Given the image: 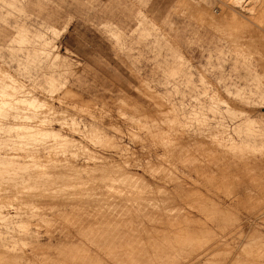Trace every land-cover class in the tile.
I'll use <instances>...</instances> for the list:
<instances>
[{
	"label": "rangeland",
	"instance_id": "374dc122",
	"mask_svg": "<svg viewBox=\"0 0 264 264\" xmlns=\"http://www.w3.org/2000/svg\"><path fill=\"white\" fill-rule=\"evenodd\" d=\"M164 1L170 12L152 13L158 0H0V206L24 216L4 222L20 223L13 242L0 224L3 264L70 261L56 248L76 244L93 250L81 264H150L157 250L169 264H264L263 238H248L264 236V81L251 72H264V0L239 23L229 0ZM12 79L64 124L18 109ZM119 233L143 251L103 253Z\"/></svg>",
	"mask_w": 264,
	"mask_h": 264
},
{
	"label": "bare ground",
	"instance_id": "6f19581e",
	"mask_svg": "<svg viewBox=\"0 0 264 264\" xmlns=\"http://www.w3.org/2000/svg\"><path fill=\"white\" fill-rule=\"evenodd\" d=\"M158 1H160V4H159V6H157L156 5V2H155V4H154V7H150V9H151V12L153 13V12H158V13H160L159 11H161L162 9H164L166 12L168 11V12H170L169 11V9L171 8L167 3H164V2H166V1H161V0H158ZM220 1H222V0H220ZM247 1L248 0H229V4H228V8H229V12L231 11V15H230V17H232L233 18V21H235L234 23H239L240 21H242V16H245V13H246V11H247V9H246V7H247ZM252 1H255L254 3H256L257 4V1H260V0H251L250 1V4L252 3ZM249 2V1H248ZM246 4V5H245ZM254 5V4H253ZM1 9V8H0ZM14 9V8H13ZM256 9V8H255ZM249 10V9H248ZM14 11V10H13ZM215 11V10H214ZM253 11V10H252ZM216 12V11H215ZM225 12V11H224ZM147 13V12H146ZM3 14V13H2ZM140 14V13H139ZM142 14V13H141ZM149 14V13H148ZM4 15V14H3ZM203 17V16H202ZM218 17V16H217ZM232 21V22H233ZM143 22H144V20H143ZM152 22H153V20H152ZM142 23V22H141ZM151 23V22H150ZM149 23V24H150ZM243 23V22H242ZM107 25V24H106ZM110 25H111V23H110ZM113 25V24H112ZM143 25V24H142ZM207 25V24H206ZM114 27V26H113ZM209 27V26H208ZM52 27H50V29H51ZM64 28V27H63ZM27 29V28H26ZM28 30V29H27ZM26 30V31H27ZM47 30V29H46ZM52 30V29H51ZM117 30V29H116ZM157 30H158V28H157ZM62 31H63V29H62ZM159 31V30H158ZM29 32V31H28ZM43 32V31H42ZM114 32V31H113ZM52 33H55V32H52ZM61 33H64V32H61ZM151 33V32H150ZM166 33V32H165ZM57 34V33H56ZM164 34V33H163ZM47 36V35H46ZM55 36V35H54ZM140 36V35H139ZM164 36V35H163ZM152 37V36H151ZM156 37H158V35L156 36ZM57 38V37H56ZM179 38L181 39L182 37H180L179 36ZM40 39H42L41 37H40ZM52 39H54V38H52ZM58 39V38H57ZM44 40V39H43ZM43 40H41V41H43ZM50 40V39H49ZM176 40V39H175ZM174 40V41H175ZM219 40V39H218ZM38 41V40H37ZM48 40H47V38L43 41L44 42V44L43 45H41V46H43V53L45 54V56H47V54L49 55V57H50V52H49V50H48V45L50 44L51 45V43H49V42H51V41H49V42H47ZM157 41V40H156ZM39 42V41H38ZM52 42H53V40H52ZM42 43V42H41ZM40 43V44H41ZM166 43V42H165ZM53 44V43H52ZM174 44V43H173ZM178 44V43H177ZM186 44V43H185ZM36 45V44H35ZM155 45V44H154ZM173 46V45H172ZM175 46V45H174ZM51 48H52V46H51ZM42 49V48H41ZM40 49V50H41ZM216 50V49H215ZM29 51H30V49H29ZM52 51V50H51ZM49 52V53H48ZM43 53H42V55H43ZM47 53V54H46ZM52 53V52H51ZM227 53V52H226ZM182 54V53H181ZM29 56V55H28ZM167 56V55H166ZM242 56V58H243V60H244V62L247 64V65H249L250 67L251 66H253V64L251 63V62H249L248 60H246V56H244L243 54L241 55ZM49 57H48V59H49ZM59 57V56H58ZM51 58V57H50ZM65 59V58H64ZM68 59V58H67ZM165 59V58H164ZM169 59V58H168ZM44 60V59H43ZM53 60H54V57H53ZM55 60H57V58H56V56H55ZM191 60V59H190ZM184 61V60H183ZM42 62V61H41ZM45 62V61H44ZM62 62H63V60H62ZM189 62V61H188ZM187 62V63H188ZM258 62V61H257ZM43 63V62H42ZM262 63H264V61L262 62ZM38 65V64H37ZM45 65V64H44ZM170 65V64H169ZM40 66V65H39ZM166 66H167V64H166ZM188 66V65H187ZM46 67V66H45ZM189 67V66H188ZM40 68V67H39ZM62 68V67H61ZM253 69L251 70V72H252V74L254 75V77H259V79L262 81V79H263V81H264V72H262L261 71V73L259 74V73H256L257 72V70L254 68V67H252ZM53 69V68H52ZM249 69V68H248ZM8 70V69H7ZM172 70V69H171ZM191 70V69H190ZM260 70V69H259ZM52 71V70H51ZM3 72V71H2ZM66 73H67V71H66ZM6 73H4V75H5ZM230 74V73H229ZM228 74V75H229ZM251 74V73H250ZM18 75V74H17ZM56 75V74H55ZM58 75V74H57ZM61 75V74H60ZM248 75H249V73H248ZM33 76V75H32ZM44 76V75H43ZM63 76V75H62ZM11 77V76H10ZM31 77V76H30ZM38 77V76H37ZM41 77H42V75H41ZM59 77V76H58ZM34 78V77H33ZM36 78V77H35ZM254 79V78H253ZM258 79V80H259ZM13 80V79H12ZM20 80V79H19ZM51 80V79H50ZM53 80H54V78H53ZM221 80V79H220ZM13 81H14V83H13ZM12 81V83H13V85H9L11 88L13 87V89H14V91L15 92H18L19 91V96L17 95V98H16V100L14 101V105H16L17 107H18V109H22V110H28L29 112L31 111L32 113H29V115L31 116V118H30V116H26V115H22V116H19V117H21V119H27V118H30V119H33V121H35L36 120V122H37V124H39V123H41V121L44 123V122H46L47 120L49 121V123H51L50 121H51V118L49 117V116H53V120L54 121H57V122H63V116L61 117L60 116V114H57L56 112H53V111H47V108H45V107H47V104L44 102V101H42V100H40L38 97H36L35 95L33 96V95H31V93L28 91V92H26L25 90H24V86L22 85V84H20L19 83V81H15V80H13ZM254 81V80H253ZM7 82V81H6ZM35 82V81H34ZM52 82V81H51ZM54 82V81H53ZM52 82V83H53ZM251 82V81H250ZM257 83V82H256ZM4 84V83H3ZM53 84H55V82L53 83ZM65 84V83H64ZM258 84V83H257ZM6 86V85H5ZM258 87V86H257ZM3 88V87H2ZM0 90H1V88H0ZM7 90H8V87H7ZM14 91H12L13 93H14ZM6 93H7V91H6ZM18 94V93H17ZM264 94V93H263ZM262 95V94H261ZM10 96V95H9ZM12 96V95H11ZM250 96V95H249ZM13 97H16V96H13ZM12 97V98H13ZM1 98V97H0ZM12 98H11V100H12ZM262 98V97H261ZM248 100V99H247ZM254 100V99H253ZM245 101V100H244ZM10 102V101H9ZM8 101H4V102H2L3 104H0V108H2L3 106L6 108V106L8 107V106H10L11 105V103H9ZM12 102H13V100H12ZM1 103V102H0ZM13 104V103H12ZM49 104V103H48ZM1 105H2V107H1ZM20 105V106H19ZM198 106V105H197ZM12 107H13V105H12ZM15 107V106H14ZM44 107V112H48L47 114H45V115H49L48 117L46 116H43V118H40V122H38V118H39V116L37 115V116H35L34 117V115H35V113H36V111L38 110L39 111V109L40 108H43ZM10 108V107H9ZM219 108V107H218ZM48 110H50V109H48ZM43 111V110H42ZM42 111H41V113H42ZM43 112V113H44ZM66 113V112H65ZM222 113V112H221ZM16 114V113H15ZM15 114H13V116L15 115ZM38 114L39 115H41L40 114V112H38ZM8 115V114H7ZM62 115V114H61ZM63 115H64V113H63ZM13 116H12V118H13ZM42 116V115H41ZM59 117H61V118H59ZM4 118V117H3ZM7 118V117H6ZM14 119V118H13ZM17 119V118H16ZM255 119V118H254ZM18 120V119H17ZM224 120V119H223ZM247 120V119H246ZM245 120V121H246ZM250 120V119H249ZM32 121V120H31ZM244 121V122H245ZM252 121V120H251ZM65 122V121H64ZM64 122L62 123V124H64ZM262 122V121H261ZM42 123V124H43ZM48 123V124H49ZM255 124V123H254ZM44 125V124H43ZM222 125V124H221ZM220 125V126H221ZM30 126H33V125H28V129H32V127H30ZM219 126V125H218ZM223 126V125H222ZM221 126V127H222ZM259 126V125H258ZM45 127H47V126H45ZM210 127V126H209ZM214 127V126H213ZM238 128V127H237ZM242 128V127H241ZM259 128V127H258ZM257 128V129H258ZM43 132H41V133H43L42 135H47V136H49V137H53L54 138V140L56 139V141L58 140V141H60V143H59V145H61V146H64V147H66V146H68L69 144H71L72 143V141L71 140H69V139H66V138H64V136L63 135H61L57 130H55V129H44V130H42ZM219 131V130H218ZM237 131H238V129H237ZM210 132H212V131H210ZM41 133L39 134V135H41ZM262 133H263V131H262ZM196 134H197V132H196ZM207 134V133H206ZM222 134H224V133H222ZM236 134V133H235ZM221 135V134H220ZM258 137V136H257ZM223 138H224V136H223ZM249 138V137H248ZM255 138V137H254ZM213 139V138H212ZM222 141H224V140H222ZM220 142V141H219ZM226 142H227V145H226V147L227 146H229L228 144H230V146H231V148L232 147H240V146H242V145H246V146H250V143H249V141H247V140H242V137H241V140H240V142H238V141H236L234 138H230L229 136L227 137V139H226ZM222 145V144H221ZM223 145H224V143H223ZM241 148V147H240ZM259 148V147H258ZM127 151V150H126ZM261 153V152H260ZM263 156H264V154H262ZM110 163V162H109ZM103 165V164H102ZM203 167V166H202ZM201 170V169H200ZM203 171V170H202ZM259 186V185H258ZM2 208L3 207H1L0 206V220H1V222H3V223H0V224H2V225H4V226H6L8 229H9V231L7 232V234H11L12 236H13V238L14 239H12V240H10V241H14L15 239H16V235H15V233H14V228H15V226H17V225H19L20 223H4V222H8V221H13V222H15L16 221V219L17 218H20L21 216L22 217H24L23 216V214L21 213V211H20V208H16V212H15V215H11V212L10 213H6L5 211H3L2 210ZM14 212V211H13ZM27 229V228H26ZM25 229V230H26ZM30 229V228H29ZM132 229V228H131ZM98 230V229H97ZM88 231V230H87ZM165 231V230H164ZM93 233H94V231H92ZM99 232V231H98ZM22 233V232H21ZM91 233V232H90ZM95 233H96V231H95ZM142 234V233H141ZM163 234V233H162ZM161 234V235H162ZM100 235V237H102V238H109L110 236H111V234H108V233H103V234H99ZM151 235V234H150ZM164 235V234H163ZM162 235V236H163ZM161 236V237H162ZM130 237H132V235H130V234H126V233H123V234H121V233H119V234H115L114 236H113V238H112V241H109V242H104L103 243V246L105 247V248H103L102 249V251H103V253L105 252V253H107V252H112V254L113 253H117L118 255V257H119V254L120 255H123L124 253H126V251H124L127 247H129V249H131V251L132 252H134V254L135 253H138L137 251H139V252H142L141 251V249H139L138 247V245L140 244V242H137L136 244H138L137 246V251H136V245H134L133 246V241H131V240H127V239H129ZM247 237V236H246ZM160 238V237H159ZM248 238L249 239H255V238H258V239H260V238H263V240H262V242H261V245L262 246H264V236H262V235H260V234H258L255 230H251V233L248 235ZM8 239V238H7ZM87 240V239H86ZM137 240V239H136ZM159 240V239H158ZM88 241V240H87ZM246 241H248V240H246ZM254 241V240H253ZM19 242V241H18ZM148 242V241H147ZM151 242V241H150ZM252 242V241H251ZM251 242H250V244H251ZM255 242V241H254ZM162 243V242H161ZM253 243V242H252ZM88 244H93V245H99L97 242H95V241H91L90 240V243H88ZM255 244V243H254ZM165 245V244H164ZM34 246H35V244H34ZM132 246V247H131ZM99 248H98V251H101V246H98ZM254 247V246H253ZM36 248L38 249V248H40V249H45V248H49L50 250L53 248L52 246H41V245H37L36 244ZM154 248V247H153ZM249 248V247H248ZM6 250V249H5ZM24 250V249H23ZM56 250L60 253V254H67V253H73L74 254V257H72L71 259H69L70 261H68L67 259H64V260H57V262L56 263H54V264H81V263H78V260L80 259V257H78V255H80L81 254V256H83L84 258L83 259H87V260H90V259H93L92 257H90V256H92L91 255V253L93 252V250L89 247V245H87V244H82V245H78V244H76L74 247H66L65 245H63L61 248H56ZM150 250V249H149ZM4 251V250H3ZM97 251V250H96ZM101 251V252H102ZM130 251V252H131ZM148 251V250H147ZM153 250L151 249V251L150 252H152ZM168 251V250H167ZM6 252V251H5ZM26 252V251H25ZM130 252L128 253V254H130ZM156 252H158V250L156 251ZM156 252H154L153 251V254H155V256H152L151 255V257H148V259L147 260H149V262H150V264H169L166 260H164L163 258H159V257H157V253ZM179 252V251H178ZM181 252V251H180ZM32 253V252H31ZM102 253V254H103ZM149 253V252H148ZM4 254V253H3ZM152 254V253H151ZM244 254V253H243ZM27 255H28V253H27ZM239 255V254H238ZM9 256V255H8ZM29 256V255H28ZM34 256V255H33ZM68 256V255H67ZM115 256H116V254H115ZM134 256V255H133ZM243 256V255H242ZM11 257V256H10ZM16 257V256H15ZM18 257V256H17ZM24 257V256H23ZM169 257V256H168ZM246 257V256H245ZM20 258V257H19ZM114 258V257H113ZM132 258V257H131ZM131 258H129V259H131ZM147 258V257H146ZM173 258V257H172ZM219 258V257H218ZM237 258V257H236ZM241 258V257H240ZM249 258V257H248ZM33 259H34V257H33ZM118 259V258H117ZM116 259V261L114 262V263H116V264H136V262L134 261L133 263H131V261H125L123 258H120L119 260H117ZM242 260H243V258H241ZM241 259H238L236 262L238 263V264H241L242 262V260ZM251 259V258H250ZM253 259V258H252ZM255 259V258H254ZM8 260V258L7 257H5V254H4V256H0V264H3V262H5V261H7ZM50 260V259H49ZM139 260V259H138ZM169 260V259H168ZM173 261H174V259H172ZM215 260V259H214ZM245 261H246V259H244ZM248 260V259H247ZM256 260V259H255ZM9 261V260H8ZM18 261V260H17ZM16 261V262H17ZM102 261V260H101ZM244 261V262H245ZM254 261V260H253ZM258 261V260H257ZM21 262H23V261H21ZM25 262V261H24ZM70 262H72V263H70ZM157 262V263H156ZM222 262V261H221ZM44 263V262H43ZM142 263V262H141ZM148 263V262H147ZM8 264H9V262H8ZM19 264V263H18ZM39 264V263H38ZM100 264H104V261H103V263H100ZM139 264V263H138ZM245 264V263H244Z\"/></svg>",
	"mask_w": 264,
	"mask_h": 264
}]
</instances>
